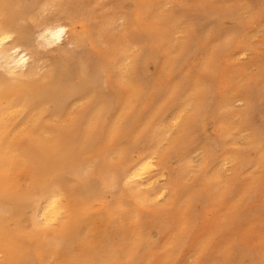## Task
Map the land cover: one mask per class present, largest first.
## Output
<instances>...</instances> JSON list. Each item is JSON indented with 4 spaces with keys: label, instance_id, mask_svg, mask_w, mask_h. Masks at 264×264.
<instances>
[{
    "label": "bare ground",
    "instance_id": "6f19581e",
    "mask_svg": "<svg viewBox=\"0 0 264 264\" xmlns=\"http://www.w3.org/2000/svg\"><path fill=\"white\" fill-rule=\"evenodd\" d=\"M166 1L0 0V264L173 263L203 222L198 207L236 194L242 175L264 178V131L245 135L264 106V63L237 130L234 92L197 74L219 77L245 52L233 50L264 26V0H200L181 15ZM193 133L205 141L197 190L178 152Z\"/></svg>",
    "mask_w": 264,
    "mask_h": 264
},
{
    "label": "rangeland",
    "instance_id": "374dc122",
    "mask_svg": "<svg viewBox=\"0 0 264 264\" xmlns=\"http://www.w3.org/2000/svg\"><path fill=\"white\" fill-rule=\"evenodd\" d=\"M217 1H219V2H217ZM217 1L214 2L217 5H213V6L214 7L216 6V8L221 9V8L233 7V6H238V5L241 6V4L246 3L249 0H233V1L232 0H226V1L224 0V2H222L223 0H217ZM99 3L101 5L106 4L107 0H99ZM200 3H201L200 0H196V1H194V0H167L164 3L163 8L166 12H172L173 11L172 13H176V14L178 13L181 15V14H184L182 12H184V10L186 11L189 7H192V8L193 7H199ZM125 8L127 9L128 12H131V10L133 9V7L131 5L128 7H125ZM224 24H225L227 29L235 28L234 27L235 23L233 21H231L230 19L225 20ZM247 32L254 33L253 36L248 37V45L241 46V47L236 46L233 50V52H235V53H239L241 51H245V52L240 54V55L235 56L234 62L232 63V65L226 66L227 63L226 62L224 63V61L222 62L221 66H223L225 68V72L223 73V75H219V77L214 78V77H211L210 75H208L206 73H203L200 71L197 72V74H199L198 76L202 80H205V81H209V80L212 81L213 80L212 82L215 85H220L222 87V89L228 88L227 92H232V93L234 92V94H232V95L235 96V99L233 101L235 113L230 115L229 122H231V123H229V124L232 128H234V126H236L235 127L236 130L238 129V127L241 124L240 123L241 118L238 116V114L241 111H244L249 106V103H250L249 100H246V99H249L248 97H246L247 96L246 94L251 92V91H249L250 90L249 87H251L255 83L256 74H257V76H259V78L262 76V67L261 66H263V63H264V26H260L259 23L256 22L254 25L249 27ZM249 42H251V43H249ZM247 46H248V48H247ZM260 57H263V58H260ZM234 70H236V71H234ZM183 72H186V71H181V74ZM149 73H152V74L154 73L153 67L150 68ZM234 73H235V75H234ZM253 75H255V76H253ZM173 77L176 78V75L175 74L171 75V79ZM220 78H223L224 81L219 84L218 82L220 81ZM249 79H250V81H249ZM239 83L245 84V86H244L245 88L241 89V86L239 85ZM237 86H238L239 91L237 89ZM236 90H237V93L235 94ZM221 91H222V93L225 92L224 90H221ZM262 105H263V103H262ZM262 105H261L262 108L260 109V113L256 114L254 117H252L251 122L248 124V126H246L247 131H246V128H244V131H246L245 135H248V133L250 135L257 134L256 132H254V131H257V129L260 131H264V126L262 125L264 123V106H262ZM243 108H244V110H243ZM236 111H238V112H236ZM236 121H237V123H235ZM233 124H234V126H233ZM250 126L252 127V129ZM208 132L209 133L212 132V127L208 129ZM192 136H193L192 147H191V145L185 146V144H184L185 149L182 150V148H183L182 147V148H180V150L178 152L180 154L182 153L181 156L192 157L193 168L191 169L190 174H191V177H193V178L190 181H191V187L193 189L197 190L200 187V178H198L199 173H197L195 171L198 170V167L200 166V159L199 158H200V154L202 152L201 150L204 146L205 141H204V138L202 137V135L200 133H196V134L193 133ZM239 143L242 144V142H239ZM195 151L198 153H195ZM168 162H169L168 167L172 171H175V170H177V168H179L178 163H177L176 159H174L173 155H171ZM230 166H231V164L229 163V164H226L225 166H223L221 168V172L223 173L221 175L222 177H225L230 173ZM224 170H225V173H224ZM252 172H253L252 174H255L256 170L252 171ZM224 174H225V176H224ZM251 175H250V177H251ZM239 179H240V186L241 187H239L240 190L238 189L236 194L227 196L226 199L222 203H219V202L217 203L214 201L211 202V204H209L208 207L206 208L208 211H206V210L203 211L201 209V207L197 208V210L200 213H203L202 215L204 216V219H203L202 223L197 224V228L194 231L189 232L187 234L186 238L189 239V244L192 242L191 245L189 246L190 248L188 246H186L185 253H187V254H184V256L181 255L177 259V261H174L173 263L171 262L170 258H168V257L165 260H164V257H159L158 264H199V263L202 264V262H203V264H241V262L243 260L249 259V257H247L248 254L254 258V260L257 264H264V259H263L264 258V178L259 179L261 184H259L260 182L258 180L257 182H254L255 184L253 183L252 185L249 182H247L248 176L242 175L239 177ZM163 180L165 181V178L160 177V180H159V183H157V186H159V184H160L162 187H164L165 182H163ZM194 180H195V182H194ZM161 182H163L164 184ZM161 186H159V187H161ZM241 189H242V191H241ZM247 189L249 190V194L252 192L254 193L253 196L249 195L250 198L248 200L244 201L245 203H243L241 207H239L241 204L240 203L239 206H235V207L231 208L230 204L237 202L239 200L237 198V196L240 198L242 196V194H244ZM216 204H217V206H216ZM212 210H214V211H212ZM231 221H233V222H231ZM199 225L201 227H199ZM234 225H235V227H234ZM236 227H238L239 229ZM226 229H229V230H226ZM197 230L199 232H197ZM205 230H208V231H205ZM155 235H156V233H155ZM199 235H201V236H199ZM193 237L196 238L197 240L193 239ZM209 237H211V239H209ZM207 238L210 240L209 242H207V245H206L207 249L204 250L202 255L197 254L195 252V250H196L195 246L199 245L200 243H203ZM229 238H231V239H229ZM193 241H196L195 242L196 244ZM215 241H216V243H215ZM240 241H242L243 244ZM238 242H240V243L238 244ZM192 244H193V246H192ZM210 244L211 245L213 244V246L211 247ZM186 251H188V252H186ZM171 253L175 257L176 253L174 254V251H172ZM260 253H262L263 255ZM204 255H205V257H204ZM229 255H230V257H229ZM159 262H161V263H159Z\"/></svg>",
    "mask_w": 264,
    "mask_h": 264
}]
</instances>
